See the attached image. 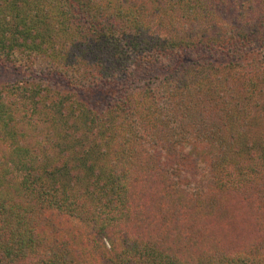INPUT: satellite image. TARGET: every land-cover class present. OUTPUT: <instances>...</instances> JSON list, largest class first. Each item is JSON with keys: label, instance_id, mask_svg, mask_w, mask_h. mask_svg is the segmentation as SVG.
Here are the masks:
<instances>
[{"label": "trees", "instance_id": "obj_1", "mask_svg": "<svg viewBox=\"0 0 264 264\" xmlns=\"http://www.w3.org/2000/svg\"><path fill=\"white\" fill-rule=\"evenodd\" d=\"M0 76V264H264V0H0Z\"/></svg>", "mask_w": 264, "mask_h": 264}, {"label": "rangeland", "instance_id": "obj_2", "mask_svg": "<svg viewBox=\"0 0 264 264\" xmlns=\"http://www.w3.org/2000/svg\"><path fill=\"white\" fill-rule=\"evenodd\" d=\"M0 77H1V76H0ZM86 228L90 230V227L86 226Z\"/></svg>", "mask_w": 264, "mask_h": 264}]
</instances>
